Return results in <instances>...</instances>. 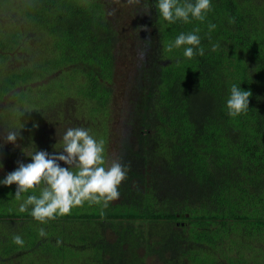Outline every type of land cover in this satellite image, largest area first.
Here are the masks:
<instances>
[{
	"label": "trees",
	"instance_id": "16d2710c",
	"mask_svg": "<svg viewBox=\"0 0 264 264\" xmlns=\"http://www.w3.org/2000/svg\"><path fill=\"white\" fill-rule=\"evenodd\" d=\"M18 1L0 0L6 5L0 10V99L20 85L13 97L23 108L27 92L38 88L24 87L34 69L41 78L60 70L50 82L71 75L77 93L70 99L89 109L90 123L102 124L106 138L108 120L122 106H114L115 84L126 82L121 113L128 135L119 151L130 170L119 185V203L110 201L103 210L85 202L46 223L15 208L0 211V264L22 255L21 264H149L150 258L151 264H264V0H210L205 21L190 23L164 21L157 0L128 4L113 15L109 0H23L20 7ZM13 7L21 8L30 27L6 15ZM209 23L217 26L211 33ZM128 24L134 29L125 34ZM196 27L204 56L189 60L184 46L166 51L170 41ZM33 35L47 39L43 66L6 67L15 52L33 51L23 48ZM148 37L151 47L141 61L138 52ZM214 43L220 46L212 52ZM233 84L252 95L247 113L230 118L225 104ZM61 97L42 114L59 109L67 100ZM10 118L0 112L1 131L16 127ZM35 144L25 164L34 148L44 146ZM20 154L3 145L0 165L25 160ZM13 185H0L1 210L11 205ZM32 192L41 191L27 195ZM112 227L116 237L110 240ZM40 228L46 237L38 235ZM14 234L24 246L12 242ZM38 252L51 258H37Z\"/></svg>",
	"mask_w": 264,
	"mask_h": 264
},
{
	"label": "clouds",
	"instance_id": "9594fccd",
	"mask_svg": "<svg viewBox=\"0 0 264 264\" xmlns=\"http://www.w3.org/2000/svg\"><path fill=\"white\" fill-rule=\"evenodd\" d=\"M126 2L133 5L139 4L140 0H126ZM156 8L160 17L168 23L177 21L190 23L193 19L204 22L207 13L212 10L210 0H184L183 3L180 0H157ZM149 11L150 8L146 4L145 14ZM114 12L115 10L109 15H113ZM228 22L234 23L235 19L229 17ZM207 27L211 33L217 26L209 23ZM142 30L150 32L147 27ZM199 32L200 28L196 27L189 33H180L174 41L167 44L166 51L171 53L174 49L184 46L185 58L191 60L195 56H204L205 48L201 46ZM142 41L144 47L138 52L141 61L147 55L152 39L148 37ZM219 46V43L212 44L211 51L215 52ZM251 95V91L242 90L237 84L231 85L230 95L225 104L226 114L230 118L246 114ZM21 128L8 130L0 147L7 143L15 146L18 138L23 139L20 134ZM60 144L59 150L56 149L57 144L53 146L55 154H49L44 150L36 151L34 148L29 156L31 163L24 164L18 161V167L0 180V185L17 186L14 199L17 201L23 199L19 205V212H28L41 223L53 220L58 215H67L72 208L83 206L85 202L90 206L98 205L101 210L106 209L110 201L119 198L118 186L127 178V172L130 170V164H124L119 156L109 162L105 155L104 141H97L85 128H67L60 138ZM58 162H63L68 167H61ZM41 184L43 187L39 196L30 194L26 198L22 197V194ZM38 235L46 237L48 233L44 228H40ZM12 242L21 247L25 243L18 234L13 235ZM60 243L58 239L57 246Z\"/></svg>",
	"mask_w": 264,
	"mask_h": 264
},
{
	"label": "rangeland",
	"instance_id": "374dc122",
	"mask_svg": "<svg viewBox=\"0 0 264 264\" xmlns=\"http://www.w3.org/2000/svg\"><path fill=\"white\" fill-rule=\"evenodd\" d=\"M125 0H109V5H110V12L115 10V12H119L120 9L123 11L125 9H128L130 6L126 3H122ZM23 3L22 1L16 2V6L19 4ZM5 4L2 3L0 5V10H4ZM129 6V7H128ZM4 13L0 12V15H3ZM5 15V14H4ZM7 16H10L11 18L16 17V19H22L21 24H24L26 28L30 27L28 24V19L25 17L23 14L21 8H15L13 7L10 13H6ZM126 17V16H125ZM123 17V18H125ZM126 19V18H125ZM133 27L132 24H128L126 27V32L125 34H130L133 32ZM28 30L27 32H29ZM33 34H35L36 29L33 30ZM4 35L7 37L9 33L6 30H3ZM31 40H29L27 45H23V48L28 50V46L33 48V51L31 49L29 54H18L14 53L11 55V59L6 62L5 66H12V67H26V68H34L39 66H43L42 62L47 59V50L43 49L41 46L45 41L47 40L46 38L42 39L37 38L36 35H33L30 37ZM44 45H49L48 43H45ZM36 60L37 62L33 63V60ZM4 64L0 63V78H1V73L2 67ZM34 74L35 76L32 78L31 82L28 83V85L24 86L27 88H32L37 90L33 91H28L27 94L25 95V106L22 108L20 102L16 100V97H13L15 93H18L20 88L22 86L18 85L17 87H14L12 92L6 93L4 100L1 98L0 99V112H3L5 114H8V116H11L9 120L14 121L15 123V128L14 129H20L21 128V122L23 124V128L20 130V134L23 137V139H17L16 145L14 146L11 143L9 144V149L10 150H19L21 153L19 156L24 157L25 160H15L19 161L21 163H27L28 160H26V156L29 155L32 152L33 147L36 145V142H39L41 144H44V146L40 150H44L48 152L49 154L51 149L55 144L56 149L59 150L61 147L60 144V138L65 132V130L69 127H82L85 128L89 131L90 135H92L97 141L103 140L105 144V155H107V159L110 162V160L116 156H121V148H122V142L123 138L128 135L126 127L122 124L123 120H125V117L122 116L124 113H121V109L125 105V93L129 90V86L126 82L123 83H116L115 88H116V93L113 95L114 98V106L118 107L120 103H122V106L115 109L112 113V116L114 117L113 122L111 120H108L107 129L109 130L110 128V136L106 137L103 135V132L101 134V129H104L102 124H99L97 121H95V124H91L90 122V117H88V108L86 106H81V102L74 101V99H70L71 94L77 93V88H74V83L73 80L71 79V75H63L59 79H54L50 82L51 77H59L61 71L56 70L53 71L50 74H46L45 76L38 75L41 71L40 69H34ZM44 83H49L47 85H44ZM44 85V86H42ZM79 92V91H78ZM65 94V95H63ZM61 96L66 97V101L63 103V105L55 110L52 113H46L42 114L43 112H46L48 110H52L55 105H57V102L55 99L57 97L62 98ZM118 96V97H117ZM55 98V99H53ZM116 99V101H115ZM129 100V99H127ZM131 102V101H130ZM39 104L40 106H36ZM27 108V112H26ZM125 108V106H124ZM22 112V113H21ZM23 114L25 115L23 118H15L16 114L20 115ZM26 113V114H25ZM43 120V121H42ZM33 125H36V127H33ZM106 126V125H104ZM41 128V130H40ZM7 128L3 129L2 131L0 130V143L3 142L4 135L7 133L9 129ZM23 132H25L23 134ZM28 134V135H27ZM101 134V135H100ZM35 144V145H34ZM5 145V144H4ZM120 150V151H119ZM55 152V149L53 150ZM53 153V152H52ZM15 161L13 160H4V163L2 161L0 167V175L2 178L0 180H3L5 177L3 175H7L6 169L8 167L10 172H13L15 170ZM9 162V163H8ZM8 163V164H7ZM8 171V170H7ZM16 185L14 184L13 187ZM42 184L37 185L35 188L31 190H35L37 193V190L42 189ZM118 189L122 190V186H118ZM16 188H13V192L15 194ZM34 195V193L32 192ZM40 195V194H39ZM37 195V196H39ZM27 193L22 194L23 198H26ZM121 196H119L118 199L114 200L115 203H119ZM11 202V205L7 208L0 211H3L4 213H9L12 209H19L20 203L23 202V199L21 201H17L14 199V196L12 199L9 201ZM73 210V209H72ZM1 213V212H0ZM108 230V229H107ZM115 227H112L110 230L107 231V237L112 240L116 237L115 232ZM8 234V233H5ZM9 235V234H8ZM40 252L41 250L38 249ZM45 250L43 248L42 253H44ZM42 253L37 254V258L39 257H44ZM51 255L49 252L45 255L44 258L48 260ZM24 260V255L17 257L15 256V262H12V260H8L6 264H17V263H22ZM149 264L152 263L151 258L148 259ZM156 260V259H154ZM49 264V261L47 262ZM23 264H28L24 263ZM58 264V263H57Z\"/></svg>",
	"mask_w": 264,
	"mask_h": 264
}]
</instances>
